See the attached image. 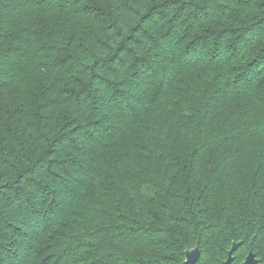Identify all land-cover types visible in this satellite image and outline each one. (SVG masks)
<instances>
[{
    "label": "trees",
    "instance_id": "16d2710c",
    "mask_svg": "<svg viewBox=\"0 0 264 264\" xmlns=\"http://www.w3.org/2000/svg\"><path fill=\"white\" fill-rule=\"evenodd\" d=\"M264 262V0H0V264Z\"/></svg>",
    "mask_w": 264,
    "mask_h": 264
},
{
    "label": "water",
    "instance_id": "95a60500",
    "mask_svg": "<svg viewBox=\"0 0 264 264\" xmlns=\"http://www.w3.org/2000/svg\"><path fill=\"white\" fill-rule=\"evenodd\" d=\"M241 245V241H232L230 248L227 250V256L220 264H234L233 252ZM200 257V249L196 245L192 248L184 250V262L185 264H196ZM240 264H264L261 262L253 252H248Z\"/></svg>",
    "mask_w": 264,
    "mask_h": 264
}]
</instances>
